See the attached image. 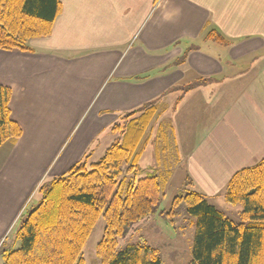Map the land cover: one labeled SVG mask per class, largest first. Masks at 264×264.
<instances>
[{"label":"crops","instance_id":"1","mask_svg":"<svg viewBox=\"0 0 264 264\" xmlns=\"http://www.w3.org/2000/svg\"><path fill=\"white\" fill-rule=\"evenodd\" d=\"M60 1L52 33L30 39L32 52L0 49V83L13 92L11 115L22 127L17 143L0 145V242L43 184L92 156L120 115L162 97L152 130L172 95L206 80L217 85L210 103L221 91L234 97L185 159L193 190L216 195L264 157V54L252 74L229 72L264 49V0ZM215 29L232 44L206 39Z\"/></svg>","mask_w":264,"mask_h":264},{"label":"trees","instance_id":"2","mask_svg":"<svg viewBox=\"0 0 264 264\" xmlns=\"http://www.w3.org/2000/svg\"><path fill=\"white\" fill-rule=\"evenodd\" d=\"M61 10L60 0H0V49L32 52L30 39L50 35ZM205 38L225 47L232 44L217 29ZM187 50L182 58L191 48ZM12 94L0 83V145L15 144L22 134L11 115ZM162 100L120 115L111 127L117 137L99 161H91L88 153L43 184V199L19 219L14 241L0 251V264H84V246L101 216V264H163L159 251L146 240L122 241L157 213L176 224L182 208L195 218L190 264H264V157L236 171L225 187L227 201L243 205L242 222H234L196 190L176 195L170 210H160L161 172L142 169L139 159ZM167 132L161 123L157 139H162L164 155L172 151ZM185 180L192 185L188 174Z\"/></svg>","mask_w":264,"mask_h":264},{"label":"rangeland","instance_id":"3","mask_svg":"<svg viewBox=\"0 0 264 264\" xmlns=\"http://www.w3.org/2000/svg\"><path fill=\"white\" fill-rule=\"evenodd\" d=\"M263 54L264 49L262 52L256 51L247 58L240 59L237 66L232 65V67H229V72L235 66L243 70L247 69L252 74L253 70L257 67L259 58ZM207 81H204L201 88H195L194 92L183 91L182 93H176L174 96L172 95L164 119L161 122L158 121L157 127H154L152 130L148 129L147 131L151 137L148 140L145 151L140 156L139 165L142 169H157L161 172L160 179L163 186V197L160 203L161 211L170 210L172 200L176 195L186 193L187 190H193V187L184 179L186 169L183 167H187L186 161L194 157L199 151L201 145L199 140L203 138L202 133H207L206 129L210 123L214 124L216 119L213 121L212 119L217 113L219 104L225 98L227 101H230V98L234 97V94H227V92L221 91L216 104L210 103L216 95L217 85L214 82L212 84L211 81ZM198 85L200 86L201 83ZM161 123L165 126L171 124L169 125V127L171 126L170 131L167 133L171 136L168 142L171 145L172 151L166 155L162 154L164 152L162 139H157ZM116 137L115 133L104 134L99 144L95 147L96 150L92 153L90 160L99 161L104 156L106 150L113 144ZM205 165L207 164H203V166ZM168 169H170L171 173L167 172ZM225 193V188H223L216 195L208 196L210 202L212 201L217 208L226 213L234 222H242L241 211L243 205L240 203H230L227 201ZM42 195L43 193L41 192L36 195L31 203L30 210H33L41 202L44 197ZM183 210L182 208L179 211L176 224L169 222L168 216L159 213L148 220L142 221V223L133 227L130 235L126 240L122 241V244L138 243L146 240L148 244L159 251L163 264H190L196 228L195 218L189 216ZM18 225L19 222L17 223V227ZM104 227L105 219L101 216L95 223L93 231L84 246L82 253L84 264H101L97 248L103 237ZM14 237L15 232L2 239L0 251L2 248L7 247L6 245H11Z\"/></svg>","mask_w":264,"mask_h":264}]
</instances>
